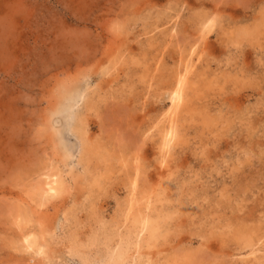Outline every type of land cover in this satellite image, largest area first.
Instances as JSON below:
<instances>
[{"label": "rangeland", "instance_id": "obj_1", "mask_svg": "<svg viewBox=\"0 0 264 264\" xmlns=\"http://www.w3.org/2000/svg\"><path fill=\"white\" fill-rule=\"evenodd\" d=\"M109 259L264 264V0H0V264Z\"/></svg>", "mask_w": 264, "mask_h": 264}, {"label": "bare ground", "instance_id": "obj_2", "mask_svg": "<svg viewBox=\"0 0 264 264\" xmlns=\"http://www.w3.org/2000/svg\"><path fill=\"white\" fill-rule=\"evenodd\" d=\"M262 21H263V19H262ZM212 26H213V19L212 20H207L206 22H205V24H204V31H206V32H209L210 31V29L212 28ZM253 30V29H252ZM240 38V37H239ZM245 39V38H244ZM248 39V38H247ZM235 42V41H234ZM182 71V70H181ZM177 77L175 78V81H174V84H172V89H171V92H170V106L169 107H167L168 109H167V111H166V114L164 113L163 115H168V118H169V126H168V129H167V131H166V135H165V137H166V142H167V139L169 140V138L171 139L173 136H174V127H173V114L174 113H176L177 112V110L179 109V107H180V104H181V98L183 97L182 96V94H183V92H184V87H185V84H186V79H187V77H188V71H187V69L185 68L184 70H183V72L180 74V75H176ZM165 117H167V116H165ZM164 118V117H163ZM163 131V130H162ZM162 133H165V132H162ZM163 137V136H162ZM174 139V138H173ZM172 139V140H173ZM163 141H164V139H163ZM85 144V143H84ZM171 144V143H170ZM162 144L160 143V146H161ZM161 149V148H160ZM166 151V150H165ZM164 153V152H163ZM165 156V155H164ZM165 158V157H164ZM161 159H162V157H161ZM136 170V169H135ZM136 172V171H135ZM101 175V174H100ZM53 177V176H52ZM135 177V176H134ZM51 178V177H50ZM134 179V178H133ZM46 180H47V176H46ZM52 180V179H51ZM134 181V180H133ZM44 182V181H43ZM135 182V181H134ZM133 182V183H134ZM133 183L131 184V182H130V184L133 186ZM43 184V186L41 187V186H39V187H41V188H39L38 189V191H40L41 192V194H40V196L37 198V199H39L40 200V204H42L45 200L44 199H46L45 197L47 196V194H48V196H54L55 197V194L60 190V183H58V182H56L55 180H52V181H50V182H48V183H42ZM39 185H41V184H39ZM131 186V187H132ZM61 191V190H60ZM39 192V193H40ZM38 193V192H37ZM38 193V194H39ZM50 194V195H49ZM138 197V196H137ZM51 198H53V197H51ZM139 198V197H138ZM132 201V200H131ZM130 205V206H129ZM128 206V209H127V211H125L126 212V216H124L125 217V220H127V218H128V215H129V213H130V211H131V203L129 204ZM140 210V209H139ZM141 211V210H140ZM135 214V213H134ZM143 214H145V213H143ZM143 214H141L142 216H143ZM136 215V214H135ZM141 215L140 216H138L136 219H135V221H136V223H138L139 225H140V232L141 231H143L145 228H146V226H147V219L145 218V217H141ZM134 218H135V216H134ZM148 222H150V220L148 221ZM152 223V222H151ZM154 223V222H153ZM120 226H121V224H120ZM157 226V225H156ZM147 228H148V226H147ZM137 229V228H136ZM151 229H152V226H151ZM150 229V230H151ZM155 229V228H154ZM156 230V229H155ZM131 231V230H130ZM134 232V231H133ZM139 232V233H140ZM153 232V231H152ZM153 233H155V232H153ZM140 234H142V233H140ZM137 235H139V234H137ZM121 237H122V235H120ZM131 236V235H130ZM140 236V235H139ZM149 237V236H148ZM147 237V238H148ZM134 238V237H133ZM140 238V237H139ZM153 238V237H152ZM152 238H151V240H152ZM29 239H31V238H29ZM28 240V239H27ZM26 240V241H27ZM133 240V239H132ZM149 240V239H148ZM150 240V241H151ZM155 240V239H154ZM137 241H140V240H137ZM134 242V241H133ZM25 243V242H24ZM125 243V242H124ZM143 243V242H142ZM147 243V242H146ZM146 243H144V244H146ZM153 243V242H152ZM26 244V243H25ZM135 244V243H134ZM133 244V245H134ZM149 244V243H148ZM154 244H155V242H154ZM123 245V244H122ZM137 246H139V245H137ZM144 246V245H143ZM142 246V247H143ZM148 245H146V247H147ZM121 247V246H120ZM145 247V248H146ZM126 248V247H125ZM129 248V247H128ZM148 248V247H147ZM119 249H121V248H119ZM137 249V248H136ZM112 250H114V249H112ZM111 250V251H112ZM123 250V249H122ZM139 250H140V248H139ZM138 250V251H139ZM129 251V250H128ZM137 251V250H136ZM135 251V252H136ZM110 252V251H109ZM115 252V251H114ZM120 252V251H119ZM122 253V252H121ZM138 253V252H137ZM120 254V253H119ZM130 254V253H129ZM136 254V253H135ZM134 254V255H135ZM107 255V254H106ZM116 255H118V253H116ZM109 256H110V254H109ZM108 256V257H109ZM122 256V255H121ZM125 256V255H124ZM123 256V257H124ZM114 259H115V257H114ZM83 260V259H82ZM110 260V259H109ZM116 260V259H115ZM130 260V259H129ZM133 260V259H132ZM117 261V260H116ZM134 261V260H133ZM132 261V262H133ZM87 262V261H86ZM110 262H112V264H113V261H111L110 260ZM122 262V261H121ZM128 262V261H127ZM124 262H122L121 264H123ZM86 264V263H85ZM87 264H89L88 262H87ZM104 264V263H103ZM117 264H119V261H118V263ZM133 264V263H132Z\"/></svg>", "mask_w": 264, "mask_h": 264}]
</instances>
